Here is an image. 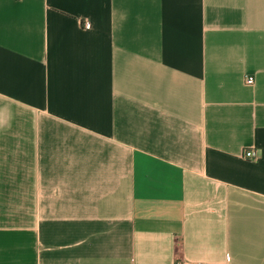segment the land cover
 Listing matches in <instances>:
<instances>
[{
  "label": "crops",
  "instance_id": "0c3cea01",
  "mask_svg": "<svg viewBox=\"0 0 264 264\" xmlns=\"http://www.w3.org/2000/svg\"><path fill=\"white\" fill-rule=\"evenodd\" d=\"M179 261L264 264V0H0V264Z\"/></svg>",
  "mask_w": 264,
  "mask_h": 264
},
{
  "label": "built area",
  "instance_id": "2783aa9c",
  "mask_svg": "<svg viewBox=\"0 0 264 264\" xmlns=\"http://www.w3.org/2000/svg\"><path fill=\"white\" fill-rule=\"evenodd\" d=\"M83 25L85 29H91L92 28V22L90 20H85L83 21ZM256 82V78L254 75H246L245 77V84L252 86L254 85ZM258 157V151L255 148L252 147H246L243 150V158L247 159V160H252V159H256ZM176 264H189L185 261H179Z\"/></svg>",
  "mask_w": 264,
  "mask_h": 264
}]
</instances>
